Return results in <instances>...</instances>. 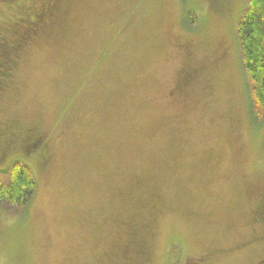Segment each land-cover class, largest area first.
<instances>
[{
	"label": "rangeland",
	"instance_id": "rangeland-1",
	"mask_svg": "<svg viewBox=\"0 0 264 264\" xmlns=\"http://www.w3.org/2000/svg\"><path fill=\"white\" fill-rule=\"evenodd\" d=\"M40 1L0 0V35ZM245 2L58 0L0 87V142L16 146L0 170L16 161L36 181L23 213L0 204V264H121L127 222L144 219L149 264H170L171 245L182 264L264 256V243L239 245L264 240L251 211L264 121L236 34ZM23 137L37 146L20 149Z\"/></svg>",
	"mask_w": 264,
	"mask_h": 264
},
{
	"label": "trees",
	"instance_id": "trees-1",
	"mask_svg": "<svg viewBox=\"0 0 264 264\" xmlns=\"http://www.w3.org/2000/svg\"><path fill=\"white\" fill-rule=\"evenodd\" d=\"M9 1L17 4L18 0ZM57 6L58 0H41L34 13L23 10L20 6L18 21L13 23L8 30L10 37L0 35V87L3 86V79L10 73V68L15 61L14 56L24 47L25 43L43 31L47 20L55 12ZM196 22V16L189 14L188 27L193 28ZM236 34L239 40L240 62L248 86L250 114L255 122L262 123L264 121V0H246L236 21ZM191 70L195 72L196 69ZM189 74L191 73L186 71L184 77L190 76ZM25 138L27 137L22 138L17 147L30 151L37 146V138L33 137L32 140ZM15 149V143L4 138L0 142V160L6 153L10 154ZM35 191L36 181L28 166L14 161L5 170H0V204L5 202L9 209L23 213L33 199ZM259 198H255L254 209L252 207L251 211L253 210L254 215L260 217H257L260 223H263L264 206L261 205L264 203L259 202ZM127 228L125 243L123 242L114 252V257L121 264H149L151 258L147 244L152 238L153 230L150 220L144 219L138 224L127 222ZM251 240L250 243L246 241L242 243V240V244L239 245L246 244L249 248L257 243H264L263 239L259 240L255 237ZM176 255L177 248L171 245L170 264L183 263V260L176 258ZM259 260L264 264V256Z\"/></svg>",
	"mask_w": 264,
	"mask_h": 264
},
{
	"label": "flooded vegetation",
	"instance_id": "flooded-vegetation-1",
	"mask_svg": "<svg viewBox=\"0 0 264 264\" xmlns=\"http://www.w3.org/2000/svg\"><path fill=\"white\" fill-rule=\"evenodd\" d=\"M192 71V70H191ZM259 202L261 203H264V192L260 195V198H259ZM261 206H264V205H261ZM260 260H258L256 262V264H263V261L262 262H259Z\"/></svg>",
	"mask_w": 264,
	"mask_h": 264
}]
</instances>
